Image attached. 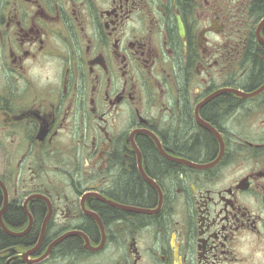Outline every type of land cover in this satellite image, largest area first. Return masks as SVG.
Segmentation results:
<instances>
[{"label":"flooded vegetation","instance_id":"1","mask_svg":"<svg viewBox=\"0 0 264 264\" xmlns=\"http://www.w3.org/2000/svg\"><path fill=\"white\" fill-rule=\"evenodd\" d=\"M261 22L264 0H0V264H264Z\"/></svg>","mask_w":264,"mask_h":264},{"label":"clouds","instance_id":"2","mask_svg":"<svg viewBox=\"0 0 264 264\" xmlns=\"http://www.w3.org/2000/svg\"><path fill=\"white\" fill-rule=\"evenodd\" d=\"M25 66L28 79L40 88L58 84L63 71L62 65L55 57H38L36 60L26 61ZM18 87L22 91L24 82L19 81Z\"/></svg>","mask_w":264,"mask_h":264},{"label":"water","instance_id":"3","mask_svg":"<svg viewBox=\"0 0 264 264\" xmlns=\"http://www.w3.org/2000/svg\"><path fill=\"white\" fill-rule=\"evenodd\" d=\"M262 22L260 23L258 29H257V39L261 42V43H264V39L261 37V34H260V28L262 26ZM181 32H182V29H181ZM264 88V86L260 87L259 89H257L256 91H254L252 94H256V93H259L262 89Z\"/></svg>","mask_w":264,"mask_h":264}]
</instances>
